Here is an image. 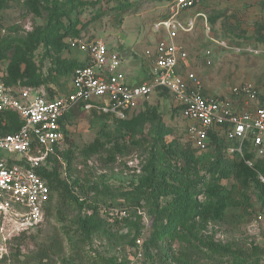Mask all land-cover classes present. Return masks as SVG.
Instances as JSON below:
<instances>
[{
  "label": "rangeland",
  "instance_id": "obj_1",
  "mask_svg": "<svg viewBox=\"0 0 264 264\" xmlns=\"http://www.w3.org/2000/svg\"><path fill=\"white\" fill-rule=\"evenodd\" d=\"M37 1L39 17L28 10L27 0H10L0 10V71L16 49H29L43 84L15 89L53 96L71 91L70 74L60 75L56 68L75 59L80 61L82 55L68 46L60 51L48 47L46 53L43 38L69 27L73 32L78 31L76 37L86 42L101 40L118 52L128 80L140 84L145 81L151 63L145 52H152L163 35L162 31L154 32V25L168 16L172 3V0ZM200 12L207 16L210 36L223 41L228 48L210 42L203 21L198 18L195 30L180 38L188 54L182 72L196 74L208 94L231 100L230 89L236 85L251 82L264 87V0L254 3L217 0V7L213 2ZM207 49L212 52L209 66L203 60ZM139 113L147 117L156 115L161 126L148 118L135 137L136 145L118 138L113 120L97 112L78 110L66 122L67 141L61 146L59 156L64 164L70 160V174L82 189L79 195L96 208L99 230L89 239L80 236L75 232L74 220L78 215L84 216V210L80 213L75 205H60L52 197L54 209L36 229L0 244V264H37L44 255L48 256L45 264H107L113 256L128 258L133 236L138 235L145 245L151 234L152 217L148 211L152 198L147 189L138 190L139 180H146L149 169L157 175L165 172L176 192L187 186L192 202L207 201L204 189L212 182L211 159L204 157L211 151L199 152L190 146L187 122L173 97L166 91L151 93L131 117ZM96 141L103 148L96 154L84 152ZM115 143L123 145L122 152L113 150ZM181 152L203 158L186 170L179 156ZM169 176L173 178L169 180ZM221 183L234 190L233 204L225 211L224 218L221 221L188 219L171 234L170 246L159 242L152 248H144L142 264H163L160 257H164L165 250L176 258L175 261L169 258L167 264H264V204L257 190L250 186L246 191L249 200L245 202L240 197L244 190L239 184L233 180Z\"/></svg>",
  "mask_w": 264,
  "mask_h": 264
},
{
  "label": "built area",
  "instance_id": "obj_2",
  "mask_svg": "<svg viewBox=\"0 0 264 264\" xmlns=\"http://www.w3.org/2000/svg\"><path fill=\"white\" fill-rule=\"evenodd\" d=\"M206 1L172 0L168 16L154 25V32L162 31L163 35L152 52H145L151 63L140 84L128 81L116 50L101 40L86 42L80 37L69 41V49L82 55L84 65L73 72L68 94L50 97L46 93L32 95L28 89L15 91L5 85L0 71V124L4 125L1 118L6 112L16 113L22 122L16 133L0 132V244L42 223L51 196L36 169L51 168L54 158L62 162L58 152L64 140L63 120L76 106L124 119L151 93L166 91L187 122L186 136L192 148L207 151L210 134L215 133L223 137L225 157H243L245 142H249L248 151L264 159V87L251 82L236 85L230 89L233 102L208 94L196 74L182 72L188 54L180 38L195 30L198 18L208 40L228 48L210 36L207 16L200 12ZM184 15L186 19L181 20ZM203 60L211 65V50L204 51ZM142 263V241L138 238L126 264Z\"/></svg>",
  "mask_w": 264,
  "mask_h": 264
},
{
  "label": "trees",
  "instance_id": "obj_3",
  "mask_svg": "<svg viewBox=\"0 0 264 264\" xmlns=\"http://www.w3.org/2000/svg\"><path fill=\"white\" fill-rule=\"evenodd\" d=\"M9 1L10 0H0V10L6 7ZM27 6L28 10L33 15L36 17L41 16L40 6L37 0H27ZM77 33L78 31L73 32L72 29L69 30L68 27L62 33H55L49 37L43 38L42 43L46 49V53L48 52V47H53L57 49V51L65 47L67 48V46L69 48V41L76 38ZM65 38H68L67 41H63ZM83 65L84 63L75 59L68 64H62L61 67H57L56 71L60 75L67 76L70 74V76H72L73 72ZM37 70L38 68L34 61L33 53H31L29 49H22L20 47L14 51L8 64L2 69L5 85L12 87L15 91H17L15 89L17 86H26L30 88L40 87L43 84V80L38 77ZM157 92L160 94L165 93V91ZM48 96L52 97L53 94L49 93ZM78 110L86 111L81 106H76L64 116V140L62 145L67 141L66 122L73 118ZM88 111L100 113V116L105 119H112L116 125L115 133H118L117 137L122 139L123 142L127 141L131 145L137 144L135 137L141 132L148 118L154 120L157 126H161V122L157 120L156 115L147 117L145 113H139L131 117L132 114L135 113L133 112L124 119H118L110 113L98 112L95 109H90ZM1 119L4 125L0 124V132L4 134L16 133L22 124L18 115L14 112H6ZM210 139L208 150L205 152L211 151V153L204 157L205 159H211L209 163V172L212 178L211 184L207 185L204 189L206 202H192L190 198L191 193L187 186L183 187L178 192L173 190L165 172L161 175H157L155 171L149 169V171L146 172V174H148V177H145L146 180L143 178L139 180L138 190L141 188L143 190L147 189L152 198V207L148 211L152 217L151 234L145 245L144 242H142L143 258L146 255L144 248H152L159 242H162L165 246H170L171 234L188 219L197 217L202 221H221L224 218L225 211L233 204L231 195L234 191L228 190L227 187L222 185L221 182L224 180H233L234 184H239L243 188L244 191L240 194V197L245 202L249 200L246 191L252 186L257 190L261 203L264 204V159L256 158L252 152L248 151L249 142H245L243 157L234 156L231 159H227L223 154L226 147L223 137L219 134L216 135L212 133L210 134ZM111 141L112 139L110 142ZM101 148H103L102 143L96 141L88 145L84 149V152L89 155L96 154ZM112 148L117 152H122L124 147L123 145L120 146L115 143ZM179 156L180 159L184 160L186 170L189 169V166L193 167V165L199 163L203 158H196L193 154L185 152H181ZM111 160H113V158H111ZM246 162H249L250 166L247 165ZM62 163L63 161L60 162L54 158L51 168L36 169V172L45 180L50 190L51 203L46 206L45 216L54 209L52 206V197H56L55 199L60 205H75L80 213L84 210V216L78 215L74 220V225L76 227L75 232H79L80 236L89 239L100 227V222L96 220V208L90 205V201H87L84 196H80V191L82 189L78 180L74 179L70 174V160L67 159L66 164L63 163L64 165ZM172 178L173 177L169 176V180ZM232 186L234 187L235 185ZM169 196H172V198L169 201H165L164 204H161L162 201L166 200ZM138 238V235L133 236L130 241V248L135 246V240ZM130 254L132 255V252H130ZM162 255L164 257L160 258L163 259V264H167L168 259L171 257L173 261L176 260V258L167 253L166 250ZM47 258L48 256L44 255L37 264H45ZM126 263L127 258L122 259L118 256H113L107 260V264Z\"/></svg>",
  "mask_w": 264,
  "mask_h": 264
},
{
  "label": "crops",
  "instance_id": "obj_4",
  "mask_svg": "<svg viewBox=\"0 0 264 264\" xmlns=\"http://www.w3.org/2000/svg\"><path fill=\"white\" fill-rule=\"evenodd\" d=\"M255 1H257V0H250V2H255ZM214 2V4L216 5V7H217V0H208V1H206L204 4H203V6L201 7V9H204V7L206 6V5H208V4H210V3H213ZM226 2V1H225ZM222 5H224V3H222ZM200 9V10H201ZM217 9V8H216ZM184 64V63H183ZM182 64V65H183ZM130 83H136V80H133V79H129L128 80Z\"/></svg>",
  "mask_w": 264,
  "mask_h": 264
}]
</instances>
